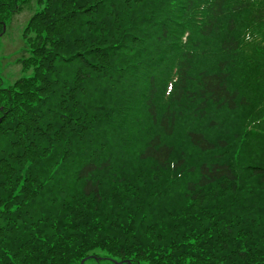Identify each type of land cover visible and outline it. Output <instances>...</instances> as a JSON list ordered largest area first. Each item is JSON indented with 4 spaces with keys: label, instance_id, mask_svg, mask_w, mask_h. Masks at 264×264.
<instances>
[{
    "label": "trees",
    "instance_id": "obj_1",
    "mask_svg": "<svg viewBox=\"0 0 264 264\" xmlns=\"http://www.w3.org/2000/svg\"><path fill=\"white\" fill-rule=\"evenodd\" d=\"M25 9L0 264H264V0H0V34Z\"/></svg>",
    "mask_w": 264,
    "mask_h": 264
},
{
    "label": "rangeland",
    "instance_id": "obj_2",
    "mask_svg": "<svg viewBox=\"0 0 264 264\" xmlns=\"http://www.w3.org/2000/svg\"><path fill=\"white\" fill-rule=\"evenodd\" d=\"M30 15L31 10L25 9L22 13L15 16L10 28L8 27L9 30L7 28L8 32H6L5 36L0 39V80L2 81V88H7L13 84L14 81L24 76V74L20 73L19 66L14 64V60L16 54L22 48L20 42L21 28L24 26L23 24ZM81 262H83V264H122L119 261H113L109 258H100L98 260L93 256L89 259H84Z\"/></svg>",
    "mask_w": 264,
    "mask_h": 264
},
{
    "label": "water",
    "instance_id": "obj_3",
    "mask_svg": "<svg viewBox=\"0 0 264 264\" xmlns=\"http://www.w3.org/2000/svg\"><path fill=\"white\" fill-rule=\"evenodd\" d=\"M81 264H83V262H81Z\"/></svg>",
    "mask_w": 264,
    "mask_h": 264
}]
</instances>
